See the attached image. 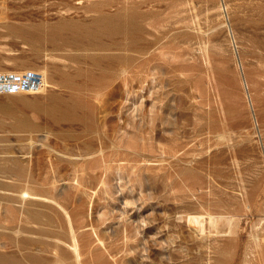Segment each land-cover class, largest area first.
<instances>
[{
  "label": "rangeland",
  "instance_id": "374dc122",
  "mask_svg": "<svg viewBox=\"0 0 264 264\" xmlns=\"http://www.w3.org/2000/svg\"><path fill=\"white\" fill-rule=\"evenodd\" d=\"M25 71L0 264H264V0H0V75Z\"/></svg>",
  "mask_w": 264,
  "mask_h": 264
},
{
  "label": "built area",
  "instance_id": "2783aa9c",
  "mask_svg": "<svg viewBox=\"0 0 264 264\" xmlns=\"http://www.w3.org/2000/svg\"><path fill=\"white\" fill-rule=\"evenodd\" d=\"M14 74L0 75V93L19 90L38 92L43 87L42 75L38 72L25 71L18 74L15 78Z\"/></svg>",
  "mask_w": 264,
  "mask_h": 264
},
{
  "label": "bare ground",
  "instance_id": "6f19581e",
  "mask_svg": "<svg viewBox=\"0 0 264 264\" xmlns=\"http://www.w3.org/2000/svg\"><path fill=\"white\" fill-rule=\"evenodd\" d=\"M30 196H34V193L32 194L31 192H29L28 190H25L24 192H23V194H22V198L23 199H27V198H29ZM36 196V195H35ZM60 206H62V205H60ZM63 208V210H64V207H62ZM65 211V210H64ZM207 212V211H206ZM65 214V213H64ZM68 214V213H67ZM205 215V214H204ZM208 216V215H207ZM207 216H206V218H207ZM221 216V215H220ZM224 217H226V215L224 216ZM223 217V218H224ZM228 217V216H227ZM70 218V217H69ZM68 219V218H67ZM203 216L202 215H200V214H191V215H189V217H188V221H189V223H191V224H193V225H195L196 226V228H199V229H201V226H202V224H203ZM221 220V219H220ZM69 221V220H68ZM217 221V220H216ZM224 221V220H223ZM70 222V221H69ZM68 222V223H69ZM228 222V221H227ZM226 222V223H227ZM205 223V222H204ZM210 223L211 224H214L215 223V218L212 216V215H210ZM69 224H71V223H69ZM209 224V223H208ZM207 224V225H208ZM210 224V225H211ZM228 224V223H227ZM69 227H71V226H69ZM203 227V226H202ZM212 228V227H211ZM214 228V227H213ZM216 228V227H215ZM214 228V229H215ZM228 228V227H227ZM70 229H73L72 227L70 228ZM204 229V228H203ZM232 229L234 230V228L232 227ZM197 230V229H196ZM202 230V229H201ZM231 230V229H230ZM232 230V231H233ZM236 230V229H235ZM204 231V230H203ZM212 231V230H211ZM210 231V232H211ZM227 231H229L228 229H227ZM73 232V231H72ZM234 234V233H233ZM73 235V234H72ZM232 235V234H231ZM75 236V235H74ZM73 236V237H74ZM73 239V238H72ZM71 239V240H72ZM75 239V238H74ZM74 242V241H73ZM72 242V243H73ZM70 243H71V241H70ZM69 244V243H68ZM71 245V244H70ZM69 248H70V246H68ZM72 250H73V252H74V254H75V256H76V258L78 259L79 258V256H81V255H79V252H78V245H77V242H74L73 244H72ZM80 259V258H79ZM77 263H79V262H77Z\"/></svg>",
  "mask_w": 264,
  "mask_h": 264
}]
</instances>
